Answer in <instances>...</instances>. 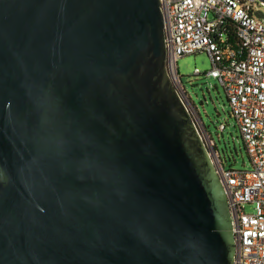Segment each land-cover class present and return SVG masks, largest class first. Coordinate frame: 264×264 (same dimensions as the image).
<instances>
[{
	"label": "water",
	"instance_id": "95a60500",
	"mask_svg": "<svg viewBox=\"0 0 264 264\" xmlns=\"http://www.w3.org/2000/svg\"><path fill=\"white\" fill-rule=\"evenodd\" d=\"M235 248L160 0H0V264H234Z\"/></svg>",
	"mask_w": 264,
	"mask_h": 264
},
{
	"label": "built area",
	"instance_id": "2783aa9c",
	"mask_svg": "<svg viewBox=\"0 0 264 264\" xmlns=\"http://www.w3.org/2000/svg\"><path fill=\"white\" fill-rule=\"evenodd\" d=\"M167 46V69L183 99L186 90L178 59L207 52L204 72L223 86L250 156L251 169L226 167L211 156L226 192L236 248L234 264H264V17L261 0H160ZM235 31L239 44L226 35ZM202 72L196 68L195 74ZM184 88V89H183ZM189 105V104H188ZM224 131L226 123L220 122ZM253 209L247 211V205Z\"/></svg>",
	"mask_w": 264,
	"mask_h": 264
},
{
	"label": "rangeland",
	"instance_id": "374dc122",
	"mask_svg": "<svg viewBox=\"0 0 264 264\" xmlns=\"http://www.w3.org/2000/svg\"><path fill=\"white\" fill-rule=\"evenodd\" d=\"M257 10L264 17V6H257ZM177 66L185 86L186 98L191 112L208 143L209 149L216 151V144L226 167L251 169L252 162L239 126L231 115L225 89L216 78L204 74L212 67L207 52L182 56L178 59ZM196 68L202 73L195 74ZM219 122L226 123V129L223 132L218 128ZM252 209L253 206L248 204L247 211Z\"/></svg>",
	"mask_w": 264,
	"mask_h": 264
},
{
	"label": "trees",
	"instance_id": "16d2710c",
	"mask_svg": "<svg viewBox=\"0 0 264 264\" xmlns=\"http://www.w3.org/2000/svg\"><path fill=\"white\" fill-rule=\"evenodd\" d=\"M226 35H227V37H228L229 42H230L233 46L236 47V45L239 44L238 39L235 37V31H234V32H233V31H231V32H227ZM230 112H231V111H230ZM231 115H232V112H231ZM232 116H233V115H232ZM201 119H202V118H201ZM202 122H203V121H202ZM219 123H220V122H219ZM203 124H204V126L206 127V125H205L204 122H203ZM218 128H219V126H218ZM206 130H207V128H206ZM219 130H220V129H219ZM207 132H208V131H207ZM221 132H223V131H221ZM215 149H216L217 153L219 154L221 160L223 161V158H222V156H221L219 150L216 148V144H215Z\"/></svg>",
	"mask_w": 264,
	"mask_h": 264
}]
</instances>
